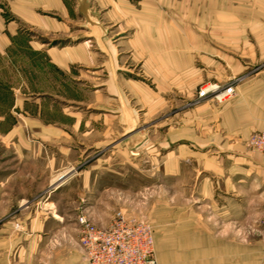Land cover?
Returning a JSON list of instances; mask_svg holds the SVG:
<instances>
[{
  "label": "crops",
  "instance_id": "crops-1",
  "mask_svg": "<svg viewBox=\"0 0 264 264\" xmlns=\"http://www.w3.org/2000/svg\"><path fill=\"white\" fill-rule=\"evenodd\" d=\"M136 1L0 0V264H84L77 239L61 227L66 177L54 179L80 147L100 148L136 124L139 104L153 114L159 97L148 81L168 88L190 76L193 50L224 62L235 93L210 112L180 111L190 118L173 137L188 148L181 160H197L200 192L210 182L211 196L220 183L235 194L239 160L247 175L264 174V158L246 146L264 127V0ZM165 1L177 6L166 10ZM154 209L143 217L157 264H264L262 224L245 241L217 232L192 208L169 206V218Z\"/></svg>",
  "mask_w": 264,
  "mask_h": 264
},
{
  "label": "rangeland",
  "instance_id": "rangeland-1",
  "mask_svg": "<svg viewBox=\"0 0 264 264\" xmlns=\"http://www.w3.org/2000/svg\"><path fill=\"white\" fill-rule=\"evenodd\" d=\"M129 1L133 6L141 5L139 1ZM164 3L166 10L177 6L175 1ZM202 4L199 1L201 7ZM104 12L106 11H101V14ZM184 19L188 23V18ZM77 28V25L70 24V33L76 36ZM56 42L53 41L54 44ZM69 42L76 43L77 39ZM202 57H207L204 49L193 50L191 66L194 73L189 70L190 76L180 80L179 85L176 81H170L168 88H162L160 82L148 81L149 87L159 97L155 98L157 100L153 104L156 111L145 114L146 107L139 104L136 124L126 127L123 132L115 133L100 148L90 150L80 147L77 162L67 165L68 169H63L68 173L63 179L66 181L59 182L61 227L66 230L68 241L78 237L76 216L80 212L86 213L92 225L104 226L114 210L119 208L144 219L149 212L153 215L156 208L164 211L169 218V206L175 205L182 209H194L203 220L207 219L217 232L220 231L225 236L245 241L260 236L253 227L261 226L264 216L256 218L250 214L264 213V174L261 170L256 169L247 175L248 164L239 160L235 178L240 180V187L234 189L235 194L230 189H223L220 183L216 193L211 196L210 182L208 190L200 192L197 160L183 162L182 151L188 148L182 145L179 138H173L174 133L190 119L179 116L180 111L192 109L195 112L197 109L199 112L206 109L210 112L215 105L225 104H218L210 99L195 103L199 86L213 83L223 86L231 81V76L227 77L223 72L222 60L209 62ZM138 68L134 70L136 76L145 78ZM180 85L184 87L180 89ZM95 89L96 86H89L90 91ZM87 110L92 113L99 111L96 106ZM247 151L250 155L257 154L251 149ZM173 159L179 164L175 172L173 166L169 165ZM88 172L90 179L87 182ZM210 179L211 177L208 181ZM248 179L251 181L248 182ZM209 201H212L211 205H206ZM14 231L21 234V230Z\"/></svg>",
  "mask_w": 264,
  "mask_h": 264
},
{
  "label": "built area",
  "instance_id": "built-area-1",
  "mask_svg": "<svg viewBox=\"0 0 264 264\" xmlns=\"http://www.w3.org/2000/svg\"><path fill=\"white\" fill-rule=\"evenodd\" d=\"M198 88L196 104L204 99L223 104L235 93L231 82ZM246 146L264 158V127L250 135ZM262 220L264 228V218ZM76 224L84 264H157L152 226L144 218L119 208L104 226L92 225L84 212L77 214Z\"/></svg>",
  "mask_w": 264,
  "mask_h": 264
},
{
  "label": "bare ground",
  "instance_id": "bare-ground-1",
  "mask_svg": "<svg viewBox=\"0 0 264 264\" xmlns=\"http://www.w3.org/2000/svg\"><path fill=\"white\" fill-rule=\"evenodd\" d=\"M70 170H71V169H70ZM67 173H68V172H65V173H63V174H59V175H58V178H55L54 181H56V180L59 179V182H60L61 179H62L63 177H66ZM63 179H64V178H63Z\"/></svg>",
  "mask_w": 264,
  "mask_h": 264
}]
</instances>
